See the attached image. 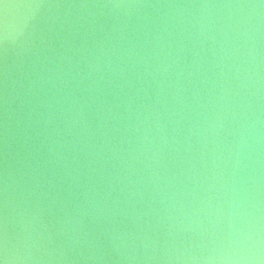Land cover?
Returning <instances> with one entry per match:
<instances>
[{"label":"water","instance_id":"water-1","mask_svg":"<svg viewBox=\"0 0 264 264\" xmlns=\"http://www.w3.org/2000/svg\"><path fill=\"white\" fill-rule=\"evenodd\" d=\"M0 264H264V0H0Z\"/></svg>","mask_w":264,"mask_h":264}]
</instances>
